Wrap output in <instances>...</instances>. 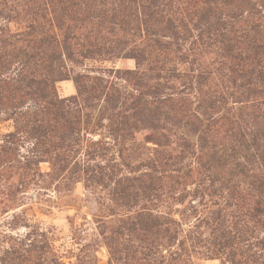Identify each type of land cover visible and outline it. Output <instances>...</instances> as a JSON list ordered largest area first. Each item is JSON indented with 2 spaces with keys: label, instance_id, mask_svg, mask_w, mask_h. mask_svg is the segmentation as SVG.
Wrapping results in <instances>:
<instances>
[{
  "label": "rangeland",
  "instance_id": "obj_1",
  "mask_svg": "<svg viewBox=\"0 0 264 264\" xmlns=\"http://www.w3.org/2000/svg\"><path fill=\"white\" fill-rule=\"evenodd\" d=\"M27 25L11 10L0 14V52L14 54L11 35ZM81 62H69L70 78L55 84L68 115L52 134L30 133V119L8 108L19 96L0 104V264H220L212 229L237 210L212 154L231 149H201L197 134L166 118L158 102L180 81L149 80L146 65L117 54ZM20 100L21 111L36 108ZM258 167L248 163L250 173ZM255 237L264 234L257 228Z\"/></svg>",
  "mask_w": 264,
  "mask_h": 264
},
{
  "label": "trees",
  "instance_id": "obj_2",
  "mask_svg": "<svg viewBox=\"0 0 264 264\" xmlns=\"http://www.w3.org/2000/svg\"><path fill=\"white\" fill-rule=\"evenodd\" d=\"M2 1L0 14L11 10L28 25L11 35L14 54L0 52V104L10 95L27 97L34 110L21 111L20 99L8 108L29 118V132L41 136L68 115L55 84L70 78L69 62L117 54L146 65L149 80L180 81L158 102L169 110L166 118L197 134L201 149H231L212 157L221 163L227 206L237 213L229 225L214 223L211 252L220 264H264V238L250 241L257 228L264 234V0ZM82 79L72 78L78 94ZM248 163H257L258 173ZM178 258L173 264H186Z\"/></svg>",
  "mask_w": 264,
  "mask_h": 264
}]
</instances>
